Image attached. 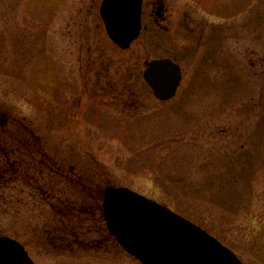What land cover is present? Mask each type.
I'll return each mask as SVG.
<instances>
[{
	"label": "rangeland",
	"instance_id": "1",
	"mask_svg": "<svg viewBox=\"0 0 264 264\" xmlns=\"http://www.w3.org/2000/svg\"><path fill=\"white\" fill-rule=\"evenodd\" d=\"M101 1L0 0V236L35 264H141L102 216L126 187L264 264V0H143L126 50ZM154 58L182 68L166 102Z\"/></svg>",
	"mask_w": 264,
	"mask_h": 264
},
{
	"label": "water",
	"instance_id": "2",
	"mask_svg": "<svg viewBox=\"0 0 264 264\" xmlns=\"http://www.w3.org/2000/svg\"><path fill=\"white\" fill-rule=\"evenodd\" d=\"M142 2L101 1L99 14L106 33L122 50L140 34ZM142 76L154 97L167 101L176 95L182 69L168 58L151 59L143 63ZM102 214L115 241L142 264H242L205 230L129 188L107 186ZM0 264L35 263L18 241L0 236Z\"/></svg>",
	"mask_w": 264,
	"mask_h": 264
},
{
	"label": "flooded vegetation",
	"instance_id": "3",
	"mask_svg": "<svg viewBox=\"0 0 264 264\" xmlns=\"http://www.w3.org/2000/svg\"><path fill=\"white\" fill-rule=\"evenodd\" d=\"M155 8H156L155 14L157 16L155 19V23H158L161 18L162 19L164 18L163 16L165 13V9L161 5H155ZM158 11H160V12H158ZM158 13L160 14L161 18H159ZM3 121H4V119H3Z\"/></svg>",
	"mask_w": 264,
	"mask_h": 264
},
{
	"label": "trees",
	"instance_id": "4",
	"mask_svg": "<svg viewBox=\"0 0 264 264\" xmlns=\"http://www.w3.org/2000/svg\"><path fill=\"white\" fill-rule=\"evenodd\" d=\"M139 76H140L139 73H136V80H137V82H139V79H140ZM99 198H100V197H99Z\"/></svg>",
	"mask_w": 264,
	"mask_h": 264
}]
</instances>
